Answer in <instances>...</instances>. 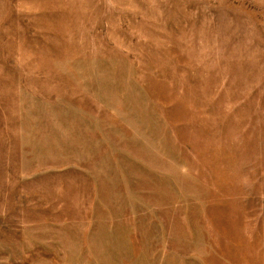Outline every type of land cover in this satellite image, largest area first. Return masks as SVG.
<instances>
[{
    "label": "rangeland",
    "instance_id": "1",
    "mask_svg": "<svg viewBox=\"0 0 264 264\" xmlns=\"http://www.w3.org/2000/svg\"><path fill=\"white\" fill-rule=\"evenodd\" d=\"M0 264H264V0H0Z\"/></svg>",
    "mask_w": 264,
    "mask_h": 264
}]
</instances>
